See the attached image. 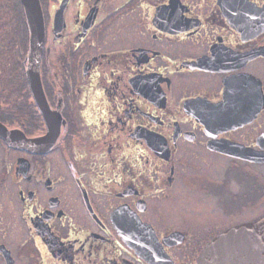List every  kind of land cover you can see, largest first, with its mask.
I'll use <instances>...</instances> for the list:
<instances>
[{
	"label": "flooded vegetation",
	"instance_id": "af4514ba",
	"mask_svg": "<svg viewBox=\"0 0 264 264\" xmlns=\"http://www.w3.org/2000/svg\"><path fill=\"white\" fill-rule=\"evenodd\" d=\"M40 1L54 123L0 0V122L36 141L0 137V264H199L264 220V0Z\"/></svg>",
	"mask_w": 264,
	"mask_h": 264
},
{
	"label": "water",
	"instance_id": "95a60500",
	"mask_svg": "<svg viewBox=\"0 0 264 264\" xmlns=\"http://www.w3.org/2000/svg\"><path fill=\"white\" fill-rule=\"evenodd\" d=\"M29 25V53L27 56V79L34 98L49 123H54L44 91L40 66L45 46V19L40 0H21ZM261 27V26H260ZM59 126H49V132L42 143L54 141ZM0 137L12 146L32 147L36 144L24 133L9 129L0 122ZM199 264H264V220L258 224L251 222L231 227L217 235L205 247Z\"/></svg>",
	"mask_w": 264,
	"mask_h": 264
},
{
	"label": "trees",
	"instance_id": "16d2710c",
	"mask_svg": "<svg viewBox=\"0 0 264 264\" xmlns=\"http://www.w3.org/2000/svg\"><path fill=\"white\" fill-rule=\"evenodd\" d=\"M18 15L21 18V21L22 20L25 21V24H26L27 23L26 14H25L24 6L21 0H18ZM27 38H28V29H27Z\"/></svg>",
	"mask_w": 264,
	"mask_h": 264
},
{
	"label": "rangeland",
	"instance_id": "374dc122",
	"mask_svg": "<svg viewBox=\"0 0 264 264\" xmlns=\"http://www.w3.org/2000/svg\"><path fill=\"white\" fill-rule=\"evenodd\" d=\"M19 16V15H18ZM17 16V14H15L14 16H12L11 15V13L9 14V16L7 17V19H8V21H10L11 23H14L15 22V19L18 17ZM18 19V18H17ZM19 20H21V18L19 19ZM26 20H27V18H26ZM13 28H14V26H13ZM28 28H29V26H28ZM30 31V30H29ZM14 33V32H13ZM11 40H12V38H9L8 40H7V42L8 43H11ZM6 43V42H5ZM4 43V44H5Z\"/></svg>",
	"mask_w": 264,
	"mask_h": 264
}]
</instances>
